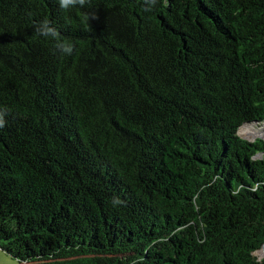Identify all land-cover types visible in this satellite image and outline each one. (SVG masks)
Returning a JSON list of instances; mask_svg holds the SVG:
<instances>
[{
  "label": "trees",
  "instance_id": "16d2710c",
  "mask_svg": "<svg viewBox=\"0 0 264 264\" xmlns=\"http://www.w3.org/2000/svg\"><path fill=\"white\" fill-rule=\"evenodd\" d=\"M245 126L264 127V0H0L18 264H264Z\"/></svg>",
  "mask_w": 264,
  "mask_h": 264
},
{
  "label": "rangeland",
  "instance_id": "374dc122",
  "mask_svg": "<svg viewBox=\"0 0 264 264\" xmlns=\"http://www.w3.org/2000/svg\"><path fill=\"white\" fill-rule=\"evenodd\" d=\"M250 129V131L257 133L256 137H252L251 135H248L247 133L244 132V134H240V136L243 139L249 140V141H255L256 139H262L264 141V127H260V128H256V127H251L248 128ZM247 129V130H248ZM246 131V130H245ZM248 132V131H246ZM262 250H260L261 252ZM255 257L257 260L261 261L264 259V252L263 254H258V252L255 254ZM0 264H18L17 261H15L14 259H12L11 257H9L6 253H4L1 249H0Z\"/></svg>",
  "mask_w": 264,
  "mask_h": 264
},
{
  "label": "bare ground",
  "instance_id": "6f19581e",
  "mask_svg": "<svg viewBox=\"0 0 264 264\" xmlns=\"http://www.w3.org/2000/svg\"><path fill=\"white\" fill-rule=\"evenodd\" d=\"M246 131H248V132H246ZM246 131H245V133H247L248 135H251L253 138L257 136V133L252 132L253 130L250 131V129H248V130H246ZM263 136H264V134H263Z\"/></svg>",
  "mask_w": 264,
  "mask_h": 264
},
{
  "label": "water",
  "instance_id": "95a60500",
  "mask_svg": "<svg viewBox=\"0 0 264 264\" xmlns=\"http://www.w3.org/2000/svg\"><path fill=\"white\" fill-rule=\"evenodd\" d=\"M249 127L245 126L240 129V134H244L245 130H247ZM264 248V245L262 246Z\"/></svg>",
  "mask_w": 264,
  "mask_h": 264
},
{
  "label": "clouds",
  "instance_id": "9594fccd",
  "mask_svg": "<svg viewBox=\"0 0 264 264\" xmlns=\"http://www.w3.org/2000/svg\"><path fill=\"white\" fill-rule=\"evenodd\" d=\"M65 2H66V0H62V4L65 3ZM81 2H82V0H81Z\"/></svg>",
  "mask_w": 264,
  "mask_h": 264
}]
</instances>
